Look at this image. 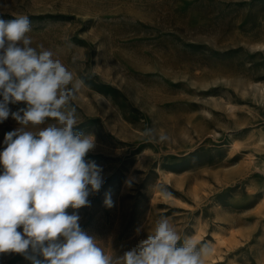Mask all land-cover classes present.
<instances>
[{
  "label": "rangeland",
  "instance_id": "1",
  "mask_svg": "<svg viewBox=\"0 0 264 264\" xmlns=\"http://www.w3.org/2000/svg\"><path fill=\"white\" fill-rule=\"evenodd\" d=\"M19 15L84 82L75 130L95 135L104 183L66 210L82 230L115 260L167 217L210 244L204 264H264V0H0V19ZM17 127L0 123V152Z\"/></svg>",
  "mask_w": 264,
  "mask_h": 264
},
{
  "label": "clouds",
  "instance_id": "2",
  "mask_svg": "<svg viewBox=\"0 0 264 264\" xmlns=\"http://www.w3.org/2000/svg\"><path fill=\"white\" fill-rule=\"evenodd\" d=\"M30 31L25 15L0 19V123L11 115L19 125L5 134L0 152V253L22 254L31 264H204L210 244L182 239L167 217L114 260L82 230L77 212L66 211L90 206L89 196L104 183L103 169L85 159L95 135L75 130L72 102L83 80L53 51L32 47ZM20 102L26 107L11 112L9 104ZM144 135L155 139L151 129ZM104 205L113 206L110 193Z\"/></svg>",
  "mask_w": 264,
  "mask_h": 264
}]
</instances>
